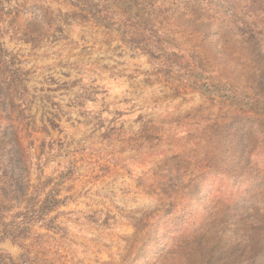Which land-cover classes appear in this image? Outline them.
Masks as SVG:
<instances>
[{
	"label": "rangeland",
	"instance_id": "obj_1",
	"mask_svg": "<svg viewBox=\"0 0 264 264\" xmlns=\"http://www.w3.org/2000/svg\"><path fill=\"white\" fill-rule=\"evenodd\" d=\"M0 264H264V0H0Z\"/></svg>",
	"mask_w": 264,
	"mask_h": 264
}]
</instances>
